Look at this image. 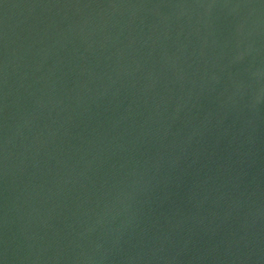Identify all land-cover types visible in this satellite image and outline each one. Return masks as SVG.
Wrapping results in <instances>:
<instances>
[{"label":"water","instance_id":"obj_1","mask_svg":"<svg viewBox=\"0 0 264 264\" xmlns=\"http://www.w3.org/2000/svg\"><path fill=\"white\" fill-rule=\"evenodd\" d=\"M0 264H264V0H0Z\"/></svg>","mask_w":264,"mask_h":264}]
</instances>
